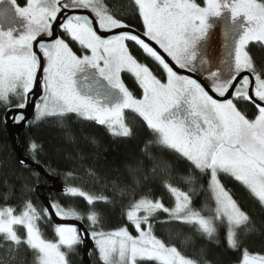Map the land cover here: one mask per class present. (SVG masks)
Listing matches in <instances>:
<instances>
[{"label":"snow or ice","instance_id":"1","mask_svg":"<svg viewBox=\"0 0 264 264\" xmlns=\"http://www.w3.org/2000/svg\"><path fill=\"white\" fill-rule=\"evenodd\" d=\"M132 3L142 20V32L131 29L105 0H25L24 5L0 0V5L9 6L0 9V16L17 21L0 27V102L8 112L34 103L36 120L75 114L122 137L132 131L126 110L138 114L158 145L189 162L192 174L184 177L187 183L198 178L207 181L214 207H194L195 189L183 191L165 182V189L175 198L174 207L149 195L129 206L125 215L136 235L127 226L105 231L94 205L108 203L109 198L82 187L67 186L64 194L86 201L90 206L86 213L75 204L54 202L51 208L61 220L86 218L101 264H198L154 234L153 218L166 213L170 220L193 226L209 239L218 238L223 227L227 245L238 249V230L248 225L250 216L226 190L220 175L240 182L264 206V69L257 68L246 50L252 42L264 45V0H204V6L196 0ZM225 12L229 14L225 47L230 51L213 70L201 46L213 26L210 18ZM57 29L61 35H56ZM72 43L87 54H78ZM130 46L155 61L166 81L141 63ZM179 70L201 71L215 96ZM41 71L43 94L32 101ZM123 72L131 73L139 83L140 98L125 86ZM237 101L253 104L254 117L242 111ZM12 120L21 123L25 115L18 111ZM29 148L35 152L38 145L32 142ZM43 217L50 218L49 209L41 212L30 200L19 214L12 206L0 207V240L10 255L21 247L31 250L35 264H69L64 249L74 250L84 243L85 235L74 224H58L57 239H46L38 224ZM240 264H264V255L245 249Z\"/></svg>","mask_w":264,"mask_h":264},{"label":"trees","instance_id":"2","mask_svg":"<svg viewBox=\"0 0 264 264\" xmlns=\"http://www.w3.org/2000/svg\"><path fill=\"white\" fill-rule=\"evenodd\" d=\"M105 2L125 23L142 32V22L132 0ZM196 2L203 4V0ZM130 48L141 63L147 64L160 79H165L163 71L159 70L156 63L141 49L137 46ZM246 50L257 68L264 69V45L252 42ZM122 76L133 94L140 97L142 89L136 79L128 73H123ZM15 102L13 100V103ZM237 103L250 118L254 117L257 109L253 104L243 101ZM6 111L0 102V207L12 206L19 214L25 202L30 200L43 212L44 208L36 188L49 186V183L33 168L21 165L18 161L3 125ZM125 116L132 130L128 137L114 136L105 126L75 114L41 120L33 117L18 138L17 144L24 158L43 167L49 175L58 178L65 188L78 186L90 193L107 196L108 203L97 202L94 205L105 231L130 225L125 214L129 206L143 195L159 198L166 207H173L174 197L165 189V182H171L183 191L195 189L194 207L201 209L205 204L214 207L210 192L207 191L206 180L198 178L193 183L185 181L184 177L192 174L189 162L174 151L158 145L155 135L138 114L126 111ZM32 142L38 145L35 152L29 148ZM69 173L71 175H68ZM196 175L199 177V173ZM220 179L250 216L248 225L238 230V249L227 245L223 227L219 229L218 238L209 239L193 226L170 220L163 212L153 218L154 234L197 260L198 264H238L245 249L253 254L264 255V206L234 178L221 174ZM46 194L51 204H75L85 213L90 207L82 198L70 199L65 194H55L51 191H46ZM204 214L208 215V212L205 211ZM82 222L91 232L86 218ZM38 224L46 239L56 238L51 231L52 223L49 217H43ZM18 232L23 235V228L18 227ZM0 244H4V247H0V264H35L34 254L26 247H21L18 252L10 255L7 244L2 240ZM67 259L69 264H83L79 245L72 251L67 250ZM90 261L91 264H101L95 248L90 252Z\"/></svg>","mask_w":264,"mask_h":264},{"label":"water","instance_id":"3","mask_svg":"<svg viewBox=\"0 0 264 264\" xmlns=\"http://www.w3.org/2000/svg\"><path fill=\"white\" fill-rule=\"evenodd\" d=\"M81 14H87V15H91L90 13L87 12V10H81ZM131 29L136 30L133 27H130ZM59 29H57L56 35L58 34ZM138 31V30H137ZM40 39H47L45 38H40ZM180 74H188L191 75L193 78L197 79L199 82L202 83L203 86H206L209 91H210V87L208 86V84L197 74L195 73H187L184 70H179ZM43 77V72H39L38 73V79L34 88V95L31 96L32 101H36L39 99V97L42 95V84L40 83V80ZM215 96L214 93H211ZM218 98V97H217ZM23 112V114L25 115V120L21 123H15L12 120V115L16 112ZM34 103H29V105L23 109H16V108H12L11 112L6 111L4 116H3V125L5 128V131L11 141V145L12 148L17 156L18 161L20 162L21 160L24 161V165L29 166L31 168H33L40 176H42L44 179H46L49 183V186H39L36 188V192H38V198L43 206V208H48L49 209V213H50V222L52 223V225L57 226L58 224H74L78 227V229L81 231L82 234L85 235V240L84 243L80 245V254H81V261L83 264H91L90 261V251L94 248V244L93 241L91 239V236L89 235V230L86 228V226L84 225V223L82 221H77V220H61L58 217L55 216L54 211L51 208V202L48 198V195L46 194V191H51L55 194H64V189L65 187L60 183L59 179L49 175L44 169L43 167H41L40 165L31 162L30 160L24 158L22 156V150L19 148L17 141L18 138L20 137L21 133L25 130L26 125L31 121V119L34 116Z\"/></svg>","mask_w":264,"mask_h":264},{"label":"rangeland","instance_id":"4","mask_svg":"<svg viewBox=\"0 0 264 264\" xmlns=\"http://www.w3.org/2000/svg\"><path fill=\"white\" fill-rule=\"evenodd\" d=\"M23 2H24L23 0H17V3L19 5H24L25 2L24 3ZM65 2H67V0H65ZM201 6H204V0H203V4ZM5 7H9V6L7 4L0 5V9H3ZM10 13H11L12 16L15 15L14 14V11H12L11 9H10ZM16 22L17 21H14V20L10 22L9 20L5 19L4 17H2V16L0 17V27H3V28H7V27L11 26L12 23H16ZM141 22H142V20H141ZM210 22L212 23L213 26L209 29V33H208V37H207L206 41H204L202 43V46H201L202 47V52L205 53L209 58H211L212 54H215V56H218V62H219L221 59L225 58L228 55V52L230 51V49H228V48L225 47V43H226V41H225V31H226V28H227V26L229 24V14L227 12H225L219 18H210ZM142 31H143V24H142ZM40 38H45V37H40ZM71 46L73 47V49L75 51H77L78 54H80V55L87 54L84 50H81L80 49V47H79L78 44L72 43ZM161 70H162V68H161ZM123 73H128V72H123ZM123 73L121 74V79L123 77L122 76ZM128 74L132 75L131 73H128ZM154 74L156 75V73H154ZM195 74L199 75L210 86V88H211V83L206 78V75L202 74L201 71H197V72H195ZM164 76H165V80L164 81H166V74L165 73H164ZM122 81H123V79H122ZM101 84L102 85H105V82L101 81ZM132 93H133V91H132ZM42 94H43V89H42ZM140 97H137V98H140ZM126 111H131V110H126ZM34 116H35V112H34ZM226 190H228V189H226ZM229 193H230V191H229ZM230 195H231V193H230ZM174 201H175V198H174ZM18 227H21L22 228V226H18ZM55 227L56 226H54V225H52V227H51V231L53 232L54 235H55V231H54L55 230ZM127 227L128 228L131 227L129 229V231L132 232L133 235H136L135 229L131 225H127ZM56 239L57 238H55V239H49V240H56ZM93 244H94V248L96 249V246H95L94 241H93ZM79 247H80V245H79ZM64 250L67 252L66 249H64ZM89 257H90V254H89ZM238 264H240V262Z\"/></svg>","mask_w":264,"mask_h":264},{"label":"flooded vegetation","instance_id":"5","mask_svg":"<svg viewBox=\"0 0 264 264\" xmlns=\"http://www.w3.org/2000/svg\"><path fill=\"white\" fill-rule=\"evenodd\" d=\"M1 17V16H0ZM139 31V30H138ZM58 34L61 35L60 30L58 31ZM211 61H212V65H213V70L215 69V67L219 66V62H218V56H215V54H212L211 56ZM156 63V62H155ZM159 68V70H161V68L159 67L158 64H156ZM164 75V74H163ZM165 80V79H164ZM124 82V81H123ZM125 83V82H124ZM125 86L132 92V89L130 88V86L125 83ZM209 86V85H208ZM210 87V86H209Z\"/></svg>","mask_w":264,"mask_h":264},{"label":"bare ground","instance_id":"6","mask_svg":"<svg viewBox=\"0 0 264 264\" xmlns=\"http://www.w3.org/2000/svg\"><path fill=\"white\" fill-rule=\"evenodd\" d=\"M35 117V116H34Z\"/></svg>","mask_w":264,"mask_h":264}]
</instances>
